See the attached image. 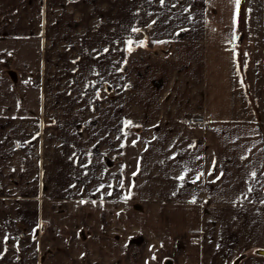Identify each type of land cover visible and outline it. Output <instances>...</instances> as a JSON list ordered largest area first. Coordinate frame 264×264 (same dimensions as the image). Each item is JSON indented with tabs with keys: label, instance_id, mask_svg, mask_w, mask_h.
<instances>
[{
	"label": "crops",
	"instance_id": "obj_1",
	"mask_svg": "<svg viewBox=\"0 0 264 264\" xmlns=\"http://www.w3.org/2000/svg\"><path fill=\"white\" fill-rule=\"evenodd\" d=\"M236 6L0 0V38L28 41L37 76L0 95L19 103L0 112V264H264V114L235 108Z\"/></svg>",
	"mask_w": 264,
	"mask_h": 264
},
{
	"label": "rangeland",
	"instance_id": "obj_2",
	"mask_svg": "<svg viewBox=\"0 0 264 264\" xmlns=\"http://www.w3.org/2000/svg\"><path fill=\"white\" fill-rule=\"evenodd\" d=\"M236 36L235 45V108L240 115L250 116L258 120L260 113L264 114V0H240L239 7L236 6ZM28 41L25 38H0V46L13 49L15 55L11 59V66L2 70L9 63L5 55L1 54L0 59V95L13 96L18 99V91L24 87L18 88L25 83L34 84L36 71L31 68L27 74L22 73L26 66V60H34L35 49L28 46L24 51L23 47ZM37 48V45L34 46ZM24 54V55H23ZM28 54V55H25ZM2 70V71H1ZM31 88H34L31 86ZM30 88V89H31ZM33 94V91H31ZM0 103V112L14 115L19 110V103ZM5 105V106H4ZM17 110L13 108L16 107ZM8 107V108H7ZM12 108V109H11ZM128 152L129 147L127 148ZM125 151V150H124ZM127 156L125 151L124 158ZM129 164L131 161L125 159ZM62 210V209H60ZM137 233L138 231H134ZM143 237H134L131 241L139 242ZM185 238V237H184Z\"/></svg>",
	"mask_w": 264,
	"mask_h": 264
},
{
	"label": "water",
	"instance_id": "obj_3",
	"mask_svg": "<svg viewBox=\"0 0 264 264\" xmlns=\"http://www.w3.org/2000/svg\"><path fill=\"white\" fill-rule=\"evenodd\" d=\"M256 254L257 255H262V256H264V250H258V251H256ZM241 260V257H238V258H236L235 260H234V262L232 263V264H238V262Z\"/></svg>",
	"mask_w": 264,
	"mask_h": 264
},
{
	"label": "snow or ice",
	"instance_id": "obj_4",
	"mask_svg": "<svg viewBox=\"0 0 264 264\" xmlns=\"http://www.w3.org/2000/svg\"><path fill=\"white\" fill-rule=\"evenodd\" d=\"M162 2H163V0H162ZM235 2H236L237 7H239L240 0H235ZM129 43H131V42H129ZM129 123H131V122H129ZM133 175H135V173ZM180 179H183V177H180ZM197 179H199V177H197ZM192 202H195V200H193ZM81 203H83V201H81Z\"/></svg>",
	"mask_w": 264,
	"mask_h": 264
},
{
	"label": "built area",
	"instance_id": "obj_5",
	"mask_svg": "<svg viewBox=\"0 0 264 264\" xmlns=\"http://www.w3.org/2000/svg\"><path fill=\"white\" fill-rule=\"evenodd\" d=\"M191 123V122H190Z\"/></svg>",
	"mask_w": 264,
	"mask_h": 264
}]
</instances>
